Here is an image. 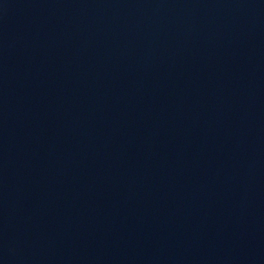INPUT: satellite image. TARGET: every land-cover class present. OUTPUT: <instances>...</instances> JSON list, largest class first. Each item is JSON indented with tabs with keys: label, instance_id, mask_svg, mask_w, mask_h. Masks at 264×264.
<instances>
[{
	"label": "water",
	"instance_id": "95a60500",
	"mask_svg": "<svg viewBox=\"0 0 264 264\" xmlns=\"http://www.w3.org/2000/svg\"><path fill=\"white\" fill-rule=\"evenodd\" d=\"M0 264H264V0H0Z\"/></svg>",
	"mask_w": 264,
	"mask_h": 264
}]
</instances>
